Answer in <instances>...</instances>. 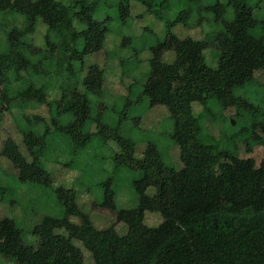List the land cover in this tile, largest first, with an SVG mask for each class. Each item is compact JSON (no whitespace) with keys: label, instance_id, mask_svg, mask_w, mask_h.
<instances>
[{"label":"trees","instance_id":"trees-1","mask_svg":"<svg viewBox=\"0 0 264 264\" xmlns=\"http://www.w3.org/2000/svg\"><path fill=\"white\" fill-rule=\"evenodd\" d=\"M132 1L119 0L117 5L124 23L131 16ZM139 1L159 19L161 11L170 9L171 0H164L160 10ZM193 1L202 3L188 0ZM246 2L200 4L198 13L213 14L215 22L225 27V31L202 40H177L174 33L178 25L189 28L196 8L188 7L167 21L166 39L151 48L143 92L137 100L127 101L117 126L110 127L102 122V111L90 98L104 95L105 69L95 64L87 71L84 68L87 57L104 50L109 32L110 17L102 21L94 17L101 0H74L67 6L58 0H0V12L24 18L22 27L14 26L8 32L7 53H0V116L20 100L46 105L51 118L47 122L40 116L24 117L32 126L22 132L30 160L16 141H5L2 156L13 164L19 181L54 187L51 173L42 165L53 133L70 141L74 158L100 135L104 144H116L119 149L113 158L116 171L128 168L142 173L134 181L139 199L135 208L118 209L113 179L101 183L99 208L110 212L116 221L107 229H97L90 215L79 207L76 191L64 187L54 190L64 215L44 216L34 227L37 246L24 243V230L13 218L0 217V255L16 264H86L83 250L75 243L79 241L91 253L92 264H264V155L256 157V150L264 148V138L257 134L259 128L264 131V120L252 122V142L241 149L245 155L254 156L240 158L235 153L217 152L216 146L205 142L201 115L195 114L196 104L206 113L211 99L226 112L234 110L237 117L242 112L254 117L262 112L248 98L235 94L248 83L258 84L257 72L264 74V30L260 37L252 34L259 21L256 8ZM228 6L234 10L232 21L225 19ZM39 20L48 28L44 50L25 41L35 33ZM210 49L219 51L216 68L207 62ZM167 52L176 54L174 62L164 61ZM46 62L53 64V72L45 67ZM11 72L16 81L21 72L47 79L53 74L61 77L60 99L49 101L44 84L31 82L22 90H11ZM81 73H85L82 78ZM144 98L150 107L168 109L174 125L170 136L180 149L182 169L168 165L153 141L146 142L139 158L137 142L122 135L121 126L129 119L131 107ZM133 121L139 128L141 118ZM40 124L44 126L41 135L34 128ZM91 125L97 126L96 133ZM151 188L155 189L153 195L148 193ZM6 191L7 187L0 185V194ZM16 202L13 199L11 204ZM148 212L162 216L158 227L146 225ZM120 223L127 226L123 235L117 229Z\"/></svg>","mask_w":264,"mask_h":264},{"label":"rangeland","instance_id":"rangeland-1","mask_svg":"<svg viewBox=\"0 0 264 264\" xmlns=\"http://www.w3.org/2000/svg\"><path fill=\"white\" fill-rule=\"evenodd\" d=\"M67 6L74 0H58ZM154 5L156 10L161 9L164 0H142ZM249 5L255 7V15L259 25L252 31V34L260 37L263 35L264 21V0H246ZM222 3L228 5V0H202L188 2V0H171L170 9L160 12L162 19L148 11L145 3L139 0L131 3V16L124 23L119 16V0H101L98 11L94 17L96 20L107 22L109 32L107 34L104 50L101 53L87 57L84 68L87 69L94 64H99L101 68L108 69L105 82L104 95L101 97L91 95L93 105H98L102 111V122L110 127H116L121 112L126 107L127 101H135L144 90V84L150 72V59L152 58L151 48L158 42L166 39L167 21L174 20L176 16L188 7L196 8L192 14L188 26L178 25L174 29L177 40L191 37L202 40L208 35H214L225 31L223 24L215 22V16L203 10L198 13L199 5ZM201 18V20H200ZM234 10L227 7L225 19L232 21ZM24 18L18 14L5 15L0 12V53L8 51V32L14 27H22ZM47 26L39 20L35 33L27 36L26 42L31 43L36 48L46 49L45 37ZM128 39H131L130 41ZM207 62L212 68L217 67L219 51L210 49L206 52ZM175 59L174 53L166 54L165 62L171 63ZM125 62L122 65V62ZM45 67L53 72V64L46 62ZM104 65V67H103ZM77 70L81 65L77 63ZM85 73L80 74L82 78ZM15 74L11 72L9 79L10 89L22 90L31 82L38 85H45L49 101L59 100L61 92L59 85L61 77L53 74L50 79L40 77L33 73L21 72L19 80H14ZM116 76V77H115ZM255 78L257 83H248L245 87L236 90L235 94L248 98L260 111L256 117L250 113L242 112L240 117L234 110L224 111L216 99H211L208 103V111L205 113L200 104L195 105V114L201 115L200 124L202 126V139L208 144L217 147L216 151L235 153L240 158L247 156L241 149H245L248 143L252 142L251 125L254 120H264V74L257 72ZM1 97V90H0ZM97 109L98 113L100 110ZM94 113L96 108L94 106ZM166 107H150L146 98L137 105L131 107L129 119L121 126L123 136L137 142V155L143 156L146 149V142H155L163 152L165 162L177 169H182L180 160V149L171 140L173 132V121ZM40 116L47 122L51 121L49 108L46 105L37 103L24 104L22 101H15L11 108L0 116V185L7 187V191L0 194V217L13 218L18 227L24 230V243L37 246L39 240L33 234L34 227L40 223L44 216L62 217L64 207L54 192L57 187L74 189L77 194V203L85 213H88L99 230L107 229L115 225V217L108 211L99 208L103 200V190L101 183L108 179H113L114 188L117 193L116 203L118 209H130L137 207L138 196L134 188V181L139 179L141 172L128 168L115 170L113 158L118 152L115 144H104L100 135H95L92 142L80 153L73 157L71 152L73 146L70 141L59 133H53L49 138V145L42 158V165L51 173L54 187L42 188L32 183H22L17 177V171L10 161L2 156L4 143L8 139H13L20 146L21 151L30 160V156L23 142V130L31 128L24 117ZM141 118L139 128L135 127L133 119ZM68 120V118H65ZM96 125H91V131L96 133ZM37 134L41 135L44 130L43 124L34 125ZM260 138H264V131L257 130ZM215 151V150H214ZM264 155V148L256 150V157ZM72 165V166H68ZM151 195L155 189H149ZM13 199L18 202L11 204ZM74 223H79L77 218H73ZM163 219L159 213H146L145 223L149 227H158ZM120 234L127 232V226L123 223L117 225ZM84 252L85 263L92 264L91 253L84 248L81 242H75ZM0 264H16L6 257L0 255Z\"/></svg>","mask_w":264,"mask_h":264},{"label":"crops","instance_id":"crops-1","mask_svg":"<svg viewBox=\"0 0 264 264\" xmlns=\"http://www.w3.org/2000/svg\"><path fill=\"white\" fill-rule=\"evenodd\" d=\"M168 53H174V52H167L166 54H168ZM166 54L164 55V58L166 57ZM175 54V53H174ZM175 59H176V54H175ZM175 59L173 60V62L175 61ZM165 61V60H164ZM172 63V62H171ZM95 65H98V66H100L99 64H95ZM103 67H104V65H103ZM107 71H108V69L106 68V73H105V77H106V79L108 78L107 77ZM116 77V76H115ZM168 110V109H167ZM169 113V112H168ZM169 115H170V113H169ZM96 132H97V130H96ZM94 133V132H93ZM115 145V144H114ZM138 146V145H137ZM138 156V155H137ZM139 157V156H138ZM139 158H142V156L141 157H139ZM11 163V162H10ZM151 195H153V193L151 194Z\"/></svg>","mask_w":264,"mask_h":264}]
</instances>
